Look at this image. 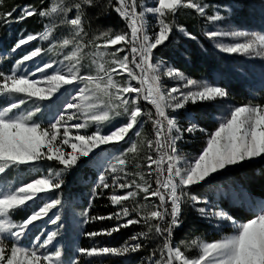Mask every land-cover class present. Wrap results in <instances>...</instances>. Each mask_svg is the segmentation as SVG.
I'll return each mask as SVG.
<instances>
[{"label":"snow or ice","instance_id":"1","mask_svg":"<svg viewBox=\"0 0 264 264\" xmlns=\"http://www.w3.org/2000/svg\"><path fill=\"white\" fill-rule=\"evenodd\" d=\"M2 2L0 0V4ZM99 7V0H50L48 7L39 11L31 5L20 9L18 21L39 15L47 18L49 23L40 32L19 37L11 52L15 53L21 46L37 39L51 40L59 26L67 28L68 33L47 50L36 47L22 55L9 74L0 71V174L43 160L55 161L62 167L49 169L44 175H40L39 169L32 168L30 172L35 171L36 176L18 184L0 180V264H65L60 246L48 250L60 234L61 221L60 215L51 218L49 213L61 205L62 200L60 196L42 199L41 194L60 189L64 175L76 167L82 157L92 156L94 162H100L101 155L95 150L102 145L124 141L131 131L141 126L144 116L151 122L155 138L143 137L142 131H136L138 140L122 153L105 156L104 174L98 177V183L92 189L93 198L100 188L128 189L122 195L114 191L109 197L113 205L121 206L120 211L108 217L90 216L88 210L81 215L83 224L104 219L123 221L106 230L83 233L90 238L111 236L122 228L141 223L146 230L129 238L135 243L125 241L120 247H76L75 252L79 255L67 264H80V256L122 257L137 253L144 247L141 240L154 238L162 239L151 252V264H264V202L260 203L253 218L238 222L218 205L210 210L207 201H201L189 191L192 186H203L206 181L211 184L210 178L225 169L256 158L264 159V104L249 102L233 107L211 132L200 127L193 116L187 117L186 127H181L178 118L169 114V109L176 112L190 103L215 102L227 98L229 93L223 87L189 78L178 68L165 67L163 60L153 62L155 50L166 46L174 31L196 39L176 22L175 17L181 9H192L209 23L222 21L225 16L218 9L209 14L210 5L204 0H153L151 6L146 0H115V3L105 0L103 8L117 13L127 31L107 29L93 33L89 38L85 28L87 9ZM149 14L155 20L151 31ZM11 16L12 12L0 13V19L6 22ZM204 34L209 40L231 37L239 41L243 38V42H218L215 46L224 53L264 59V33L210 30ZM57 48L61 50L58 54H63L62 60L46 62L31 75L20 73L25 62ZM85 68L87 74H82ZM37 73L40 79L33 78ZM125 74L126 79H116ZM165 77L179 83L165 88ZM70 85L82 86L72 95L65 87ZM66 93L71 95V100L66 98ZM141 100L155 111H144L140 107ZM29 101L34 107L14 111ZM40 101H50L52 119L47 127L35 119L41 112ZM116 117H124L123 123L108 133L102 132L101 126ZM93 124L95 131L80 134V130ZM73 129L77 130L75 135ZM197 132L205 133L207 137L199 154L191 160L178 155L177 141L182 140L185 133ZM65 146L71 151H66ZM141 152H144L147 172L140 170L139 162L134 165L137 171H129V155L135 159ZM128 176L133 179L126 180ZM141 193L144 194L143 203L138 199ZM150 197L157 198L158 203H147ZM129 200L133 203L125 205ZM188 203L203 217L230 222L232 233L211 242L196 237L173 244L174 232L184 222L183 208ZM201 203L206 206L196 207ZM17 211L25 212V217L19 221L13 219ZM45 218L57 224V230L42 233L43 239L36 235L30 247L22 246L21 239ZM8 237L13 241L10 244L6 243ZM193 249L196 255L189 256L187 253ZM157 253L159 258L152 260Z\"/></svg>","mask_w":264,"mask_h":264},{"label":"rangeland","instance_id":"2","mask_svg":"<svg viewBox=\"0 0 264 264\" xmlns=\"http://www.w3.org/2000/svg\"><path fill=\"white\" fill-rule=\"evenodd\" d=\"M72 2V0H69ZM205 3L210 5L208 13L220 11L221 15L225 16V19L216 23H209L205 17L200 16L192 9H181L175 17L176 22L179 25H183L188 32L192 33L196 39L192 40L184 36L178 31L170 36L166 46L160 47L155 50L153 62L163 60L165 67L172 66L178 68L189 78L197 81H206L209 84L217 85L225 88L229 95L222 100H216L215 102L197 103L195 105L188 104L185 109H180L173 112L169 109V114L178 118L181 127H186L188 124L187 117H195L196 122L200 127L207 130V132L214 131L218 126V122L224 119L230 109L235 106H240L245 103H262L264 104V59L257 57H246L239 54H228L219 50L215 45L216 43L230 44L235 42H243V38L236 40L231 37H222L218 40H209L205 36L206 31L218 30V31H232L243 30L248 32L264 33V0H204ZM50 0H45L44 5L41 3L32 4L37 11L42 8H47ZM101 7L88 8L85 28L89 33V38L93 33L112 29L113 31H127L124 21L118 16L115 17V21H106L101 17L103 12L109 11L103 8L105 0H99ZM146 3L151 6L153 0H146ZM28 3H22L18 5L13 13V19L5 21L4 26L0 29V71L9 74L15 64V61L20 59L22 55L31 51L36 47H41L45 50L60 40L64 35H67L68 29L64 26L56 28L53 38L49 41H36L29 42L27 45L21 46L15 53L11 52V48L17 39L21 36H26L29 33L35 34L43 30V26L49 23L47 18H41L39 15L28 17L35 24V27L30 29L27 24L21 25L22 20H17L20 15V9ZM139 10V9H138ZM71 15V14H70ZM24 20V19H23ZM155 23L151 14L148 15L149 30H152V25ZM67 51V50H65ZM61 50L57 48L55 51L42 52L39 57L34 58L32 61H27L20 69V73H27L31 75L38 66H42L46 62L52 60H62L63 54ZM189 54V55H188ZM123 55V53H121ZM88 63L87 60L84 61ZM58 65H54L57 67ZM199 69V71H198ZM88 69H82V74H87ZM51 74V70H49ZM34 79H40V74L37 73ZM116 79H126V74L123 77L117 76ZM135 86H139L135 81L132 82ZM179 82L170 80L168 78L163 79L165 88L177 86ZM43 86V85H40ZM82 85H70L65 86L67 93L75 94V89ZM64 92V89L61 90ZM66 95L68 100H71V95ZM57 95H60L59 93ZM55 99V98H53ZM144 102V104H143ZM41 106V112L37 114L35 119L41 122L47 127L49 121L52 119V110L49 108L50 101L38 102ZM34 107L33 103L29 101L27 104L22 105L20 109L14 111H26ZM140 107L144 111L154 112V108L146 101L141 100ZM124 117H116L110 123H106L101 126V130L104 133H108L114 127L123 123ZM79 121H70L74 123ZM96 125L93 124L85 130H80V134H91L95 131ZM75 129L72 130L73 135L76 134ZM136 131H142L143 137L154 139V130L150 121L147 120V116L142 117L141 126H137L133 131L129 133L124 141L115 144L102 145L95 150V153L101 155L100 162H94V157H82L76 167L68 171L64 175V184L60 189H56L48 194H41L42 199H48L50 196H60L62 203L53 209L49 213V217L54 218L55 215L61 216L59 222V236L53 241V244L49 246V251L54 250V247L60 246L64 253L63 260L65 264L70 259L77 257L79 254L75 252L76 247H80L81 240H84L86 244L91 247H106L108 246L104 240L97 241L94 237L90 238L83 234L84 227L83 216L81 215L85 210L92 207L94 200L92 189L98 183V177L104 174V168L107 166L105 156L112 157L122 153L133 141L138 140L135 135ZM205 133L197 132L195 134L185 133L182 140L177 141V154L191 160L197 156L200 150L205 146L206 141ZM66 151H71L70 148L65 146ZM152 155H155L153 152ZM144 152H141L140 156L133 159L129 155L130 163L128 165L129 171H137L134 165L135 163H141V169L147 172L145 167L146 162L143 159ZM264 159L256 158L253 161L245 162L242 165L234 166L229 169L223 170L221 173L214 174L211 184L207 181L203 186H192L189 190L192 194L196 195L201 201H207V207L210 210H214L215 206H219L227 211L229 214L230 207H237L239 210H243L250 216L247 219L254 217L258 211L261 202H264L263 197L253 195L247 188L243 187L244 180L237 181L233 179L236 175L234 172H238L243 166L247 164H261L260 168H263ZM62 167L55 161H38L34 165H22L19 169L9 170L6 174H0V180H7L13 184H18L21 181H28L30 178L36 176L35 171L30 169L35 168L40 170V175L47 173L49 169H58ZM155 167V166H153ZM259 170V169H258ZM256 170V172L258 171ZM130 181L132 176L125 178ZM112 177L109 175L108 182L111 184ZM154 180V177H153ZM112 188V187H111ZM153 188L155 184L153 183ZM103 189V188H100ZM100 189H97L100 190ZM116 194L120 195L121 189L113 188ZM128 191V189H124ZM143 193L140 194L138 199L143 201ZM132 202V201H131ZM128 202L125 205L130 206L132 203ZM147 203H158L157 198L150 197ZM204 203L196 205V207H205ZM31 208V205H30ZM135 215V213H133ZM232 215V214H230ZM233 218L238 222H245L247 219L236 217ZM25 217L24 211H17L13 214V219L16 221ZM49 218H45L44 221L37 222L35 227L23 237L20 244L25 247H30L35 242V236L46 234L50 231H56L58 225L48 222ZM183 224L186 230L183 233H174L173 244H179L182 241L187 242L199 237L205 241H215L222 238L225 235H229L233 231V227L228 221L217 220L214 217H203L199 215L190 203L185 204L183 208ZM145 229L144 225L138 224ZM146 230V229H145ZM216 235H219L217 238ZM45 238L41 235V239ZM162 238H154L151 240H141L144 247L136 253L137 257L131 259L134 253H131L120 258L127 259L128 264H151L149 259L153 249L161 242ZM13 242L11 237L6 239V243ZM130 243H135L130 241ZM118 247V246H117ZM41 251H44L43 249ZM189 256L196 255V250L187 253ZM105 256L87 257L80 256V264H90V262H97L101 264ZM112 259L115 256H111ZM117 257V256H116ZM159 253L152 260L158 259Z\"/></svg>","mask_w":264,"mask_h":264},{"label":"trees","instance_id":"3","mask_svg":"<svg viewBox=\"0 0 264 264\" xmlns=\"http://www.w3.org/2000/svg\"><path fill=\"white\" fill-rule=\"evenodd\" d=\"M45 0H3L2 4H0V13H7L12 12V16L8 18V20L13 19V8H16L18 5H21L22 3H28L30 5L35 3H41V5H44ZM113 3H115V0H113ZM102 19L106 23V21H115V17H117V13H115L113 10L109 9V11L103 12L101 14ZM5 20L0 19V29L4 26ZM125 23V22H124ZM21 25L27 24V26L35 27V24L32 22L30 18H26L22 20ZM189 55V54H188ZM199 71V69H198ZM144 104V102H143ZM261 164H254L253 166L251 164H247L246 166H243L241 170L238 172H234L236 175L233 176V179H236L237 181H242V177L244 176L246 180H244L243 184L245 188H247L253 195L263 197L264 198V162H263V168H260ZM259 169V170H258ZM256 170H258L256 172ZM98 196L94 200L92 207L89 209V215L90 216H103L108 217L111 214L120 211L121 206L120 205H113L110 201L109 197L113 194L114 190L113 188L108 189H100L97 191ZM126 190H121L120 195L124 194ZM128 202H131V200L126 201L125 204ZM132 203V202H131ZM230 214L240 217L243 219H247L250 215L246 214L243 210L237 209V207H230L229 209ZM135 217V215H133ZM123 221H116V220H94L90 221L88 224L84 227V232H93V231H102L109 229L111 227L116 226L118 223H122ZM184 224L178 229L175 230L174 233L180 234L183 233L184 230ZM142 230H145L141 226L137 225H131L127 228H122L118 232H114L111 236L108 235H100L97 237H94L97 241L104 240L105 243L108 244L106 247H120L125 241H129V238L134 235L135 233H138ZM219 235H216L217 238ZM174 239V237H173ZM130 242V241H129ZM80 247L89 248V246L86 244L84 240H81ZM133 259L137 257L136 253H134L131 256ZM127 259H123L120 257H116L112 259L110 255L105 258L101 262V264H128ZM90 264H98L97 262H90Z\"/></svg>","mask_w":264,"mask_h":264}]
</instances>
